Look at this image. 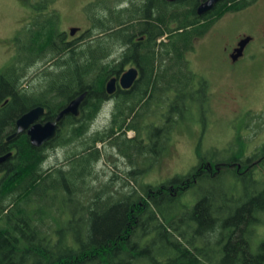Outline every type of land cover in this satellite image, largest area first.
<instances>
[{"label":"trees","instance_id":"1","mask_svg":"<svg viewBox=\"0 0 264 264\" xmlns=\"http://www.w3.org/2000/svg\"><path fill=\"white\" fill-rule=\"evenodd\" d=\"M254 1L221 0L198 16L196 0H97L69 37L56 0H33L35 16L0 69V156L13 151L0 163V264H264L263 145L246 154L238 135L202 153L199 142L186 174L141 181L177 126H208L210 87L186 53L221 16ZM129 67L139 74L133 85L109 95L106 83ZM82 92L79 114L65 116L48 147L31 146L25 133L5 141L23 113L42 106L41 120H51ZM109 98L117 101L110 125L93 127ZM244 117L245 128L254 118L264 129V110ZM99 145L127 161L122 177L100 179ZM60 146L70 148L65 166L40 171Z\"/></svg>","mask_w":264,"mask_h":264},{"label":"rangeland","instance_id":"2","mask_svg":"<svg viewBox=\"0 0 264 264\" xmlns=\"http://www.w3.org/2000/svg\"><path fill=\"white\" fill-rule=\"evenodd\" d=\"M95 1L97 0H56L53 4L60 13V28L69 37L79 36L80 29L87 26L84 8ZM32 3L33 0H0V69L8 64L13 56L14 37L35 16ZM255 14H260L259 18L254 17ZM263 15L264 0H260L256 8L246 13L221 16V19L204 37L194 41V48L186 53V57L191 68L204 78L210 87L212 113L207 121L208 126L203 133L199 122L191 124L186 121L180 124L182 126H177L172 139L157 161L146 165V168H149L144 172L142 182L157 183L186 174L196 162L195 148L199 142L202 144V153L209 150V147L218 149L228 147L234 143V138L238 135L248 142L246 154L254 152V149L260 145L264 146V129L257 130L254 125L257 119H251L246 128L243 126L246 124L244 115L247 111L255 116L264 110V56L257 55L251 59L245 54L237 62H231L229 57L225 56L224 50V47H230L229 43L232 42L236 32L249 29V23L254 22L256 26L261 25ZM72 27H78L79 30L71 36L69 30ZM36 68L37 66L31 68L30 76L37 71ZM31 81L35 82V78ZM102 126H104V121L97 115L93 127L101 128ZM127 135L133 136V132L129 131ZM99 146L103 149V146ZM68 147H57L64 152V160L59 164L60 166L66 164L65 155L70 149ZM54 149L49 148L47 154ZM103 154L105 155L103 161L98 163L100 173L103 171L100 175L102 181L108 180L113 174L122 177L130 169L127 161L109 146H105ZM220 168L222 167L219 166L217 169ZM114 181L115 186L122 182L119 178ZM186 201L190 204L194 203L192 197L183 196L182 202ZM162 206L165 209L167 205Z\"/></svg>","mask_w":264,"mask_h":264},{"label":"water","instance_id":"3","mask_svg":"<svg viewBox=\"0 0 264 264\" xmlns=\"http://www.w3.org/2000/svg\"><path fill=\"white\" fill-rule=\"evenodd\" d=\"M173 2L176 0H166ZM220 0H206L201 3L197 8V14L201 15L208 10H210L213 5ZM78 27H72L69 30V34L72 36L78 31ZM246 40H243L239 43L238 48L235 49L234 53L231 54V58L235 61L242 52V48ZM138 76V70L136 67H129L122 72L117 78L112 77L106 83V90L108 94H112L116 90V84L118 81L119 86L122 89H129ZM86 95V92L80 93L78 96L70 100V102L60 110L57 115L52 120H41L42 116L45 113V110L42 106H36L23 113L15 121V131L7 137V141H10L12 138L21 133H26L28 136L29 142L33 147H42L43 144L52 140L58 131V128L62 120L67 115L77 116L79 114L80 105L83 102V99ZM11 152L0 156V163L4 162L11 156Z\"/></svg>","mask_w":264,"mask_h":264},{"label":"flooded vegetation","instance_id":"4","mask_svg":"<svg viewBox=\"0 0 264 264\" xmlns=\"http://www.w3.org/2000/svg\"><path fill=\"white\" fill-rule=\"evenodd\" d=\"M176 1H179V0H176ZM198 3H197V5H196V13H197V8H198V6L201 4V3H203V2H205L206 0H196ZM221 1V0H220ZM220 1H218V2H216L214 5H213V7L210 9V10H208L207 12H205V13H203V14H201V15H198V16H204L205 14H207L208 12H210L211 10H213L214 8H215V6L220 2ZM174 2V1H173ZM259 2H260V0H255L252 4H250L249 6H247L246 8H244V9H241V10H239V11H236V12H228V13H225L224 14V16L225 15H227V14H233V15H241V14H243V13H246V12H248V11H250V10H252V9H254V8H256L257 6H258V4H259ZM261 14V13H260ZM260 14H258V15H253L254 17H258L259 18V15ZM219 19H221V17L219 18ZM218 19V20H219ZM217 20V21H218ZM216 21V22H217ZM216 22L213 24V26L216 24ZM240 24H241V22H239ZM212 26V27H213ZM211 27V28H212ZM210 31V30H209ZM206 34H204L202 37H204ZM199 38H201V37H199ZM243 40H246V43L244 44V46H243V48H242V52H241V55L235 60V61H233L232 60V58H231V54H233L234 53V51H235V49L236 48H238V45H239V43L241 42V41H243ZM226 44H228V43H226ZM229 45H230V47L228 48V47H224V50H225V53H226V55L225 56H227V57H229V61H231V62H237V60L240 58V57H242L243 55H245V54H247L248 56H250V58L251 59H254L257 55H262V56H264V15L262 16V23H261V25H259V26H256L255 25V23L254 22H251V23H249V29L248 30H244V29H242V30H240L239 31V33H235V35H234V38H233V40H232V42L231 43H229ZM139 75V74H138ZM118 77V76H117ZM116 77V78H117ZM138 77V76H137ZM117 86H119V84H118V81H117V84H116V88H117ZM121 88V87H120ZM114 93V92H113ZM112 93V94H113ZM112 94H109V95H112ZM44 116V115H43ZM42 119V118H41ZM52 120V119H51ZM47 121V120H46ZM14 131H15V129H14ZM13 131V132H14ZM12 132V133H13ZM11 133V134H12ZM25 133V132H24ZM26 134V133H25ZM9 136V135H8ZM7 136V137H8ZM7 137H6V139H5V141H7ZM46 144V143H45ZM45 144H43L44 146H45ZM45 147H48V146H45ZM11 153H13V151H10Z\"/></svg>","mask_w":264,"mask_h":264},{"label":"clouds","instance_id":"5","mask_svg":"<svg viewBox=\"0 0 264 264\" xmlns=\"http://www.w3.org/2000/svg\"><path fill=\"white\" fill-rule=\"evenodd\" d=\"M128 5L125 3L121 5V7H127ZM123 51V49H121ZM117 101L115 98H109L104 100L101 104L100 112L98 113V117L102 118L104 121V126L110 125L111 117L116 111ZM64 160V152L60 148H56L51 150L39 164V169L42 172H46L51 168L59 166Z\"/></svg>","mask_w":264,"mask_h":264}]
</instances>
